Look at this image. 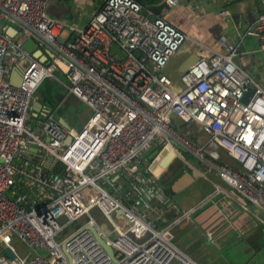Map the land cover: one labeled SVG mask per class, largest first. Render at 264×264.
Instances as JSON below:
<instances>
[{
	"label": "built area",
	"instance_id": "obj_1",
	"mask_svg": "<svg viewBox=\"0 0 264 264\" xmlns=\"http://www.w3.org/2000/svg\"><path fill=\"white\" fill-rule=\"evenodd\" d=\"M47 4L0 0V264H198L159 224L167 195L143 156L152 143L207 161L264 224V87L233 60L236 47L199 56L175 90L162 69L187 35L164 17H149L137 0H103L67 35L69 24L50 16ZM246 32L264 51V11ZM26 38L38 53L22 47ZM21 60L14 85L10 71ZM57 71L89 109L77 129L62 125L52 108L31 107L41 80L58 78ZM175 118L196 123L206 138L186 135ZM217 148L238 168L212 163ZM94 207L108 228L90 214Z\"/></svg>",
	"mask_w": 264,
	"mask_h": 264
},
{
	"label": "crops",
	"instance_id": "obj_2",
	"mask_svg": "<svg viewBox=\"0 0 264 264\" xmlns=\"http://www.w3.org/2000/svg\"><path fill=\"white\" fill-rule=\"evenodd\" d=\"M137 1L142 5V11L149 17L160 15L187 35L162 69V72L172 80L175 90L181 86L179 76L184 70L187 58L206 56L212 51L226 53L228 46L236 47L237 52L233 55V60L264 87V51L260 48V40L246 32L257 14L264 11L262 0ZM50 2L51 8L49 9ZM102 2L103 0H48L46 12L68 23L70 28H67L65 33L73 35L77 28L88 22L94 10ZM221 10H225V13L221 14ZM9 32L14 33L15 30L10 28ZM33 52L30 53L34 54ZM42 52L44 53V50ZM22 65H24V60L15 64L13 67L15 71H10L13 80L18 83ZM57 73H59L58 78L42 79L35 95L36 98L44 97L42 106L52 108L58 119V116L63 114L71 115L72 106L75 107L81 101L69 92L64 73L61 71ZM44 82L47 86L40 88ZM82 105L86 107L83 103ZM37 114L41 115L42 112H37ZM86 116L83 108L71 122L81 125ZM177 121L183 131L187 127L186 133L194 140L203 141L206 138L196 123ZM164 145L166 144H150L143 152V156L147 158L159 182L165 186L167 201L163 205V214L159 224L166 226V236L170 241L200 264L191 255V248L201 244H214L223 248L227 247V243L233 239L244 243V237L246 242L256 250L252 251L241 263L263 264L264 224L257 219V215H261V212L255 210L250 203L247 209L244 208L243 200L218 177L215 169L209 166L207 161L196 158V163L191 162V157L194 156L186 153H182V156L177 155L169 147L161 149ZM154 149L157 152L151 158L148 157ZM218 149L216 158H210L207 154L206 157L210 158L214 164L226 163L238 168L236 161H233L234 159L225 150ZM161 152L164 156L167 153L170 159L163 161ZM182 157L188 159L189 163H185ZM216 160L222 161L217 162ZM153 162L160 165L165 177L154 169ZM190 208L193 209L187 216H180L184 210ZM175 216H180V220L172 222ZM177 233L178 238L175 236ZM182 240H185V248L177 243ZM218 257L222 258L221 253ZM219 264L233 263L228 261Z\"/></svg>",
	"mask_w": 264,
	"mask_h": 264
},
{
	"label": "rangeland",
	"instance_id": "obj_3",
	"mask_svg": "<svg viewBox=\"0 0 264 264\" xmlns=\"http://www.w3.org/2000/svg\"><path fill=\"white\" fill-rule=\"evenodd\" d=\"M48 8H51V2L50 4H48ZM47 86V84L44 82V84L40 87L43 88L44 86ZM85 105V104H84ZM87 107V106H86ZM70 110H71V106H69ZM84 108V106L82 105V103H78L75 107L72 106V111H71V115L73 117L78 116V112L80 110H82ZM88 108V107H87ZM89 112V109H88ZM89 115V114H88ZM33 119V117H31ZM178 118H175V122L178 123ZM84 121H82L81 125L83 124ZM79 125V127L81 126ZM168 148L167 145H164L161 149H165ZM218 150L224 151L223 148H219ZM160 155H162V160L163 161H168L169 155L166 153L165 156L163 155V152L160 153ZM231 160H233L232 158H230ZM175 161V160H172ZM217 162H221L222 160H216ZM235 161V160H233ZM191 162L196 163L197 160L195 157H191ZM157 162H153L152 166L154 167V169L160 173L161 175H163V177H165L164 172L161 171V167L160 165H156ZM237 163V162H236ZM155 164V165H153ZM173 165V163H172ZM90 214L97 220V222H99L104 228H108V224H106L105 218L101 215V213L98 211L97 208H92L90 210ZM79 221H76L72 224H69L62 232H61V236L69 233L70 231H72L74 228H76L79 225ZM181 235V233H180ZM176 238L179 237V234L177 233ZM244 239V243L242 241L239 240H231L230 242L227 243V247H223V248H219L217 247V245L214 244H201L198 245L197 247H193L190 249V253L191 255L200 263V264H219V263H225L230 261L233 264H242L241 262L244 261V259L250 255L252 253V251L256 250L254 247H251ZM177 243L179 244L180 247L185 248V240L182 241H177ZM18 251L23 254L26 252V248L18 243L17 245ZM250 248V249H248ZM221 253L222 258L218 257V254Z\"/></svg>",
	"mask_w": 264,
	"mask_h": 264
},
{
	"label": "water",
	"instance_id": "obj_4",
	"mask_svg": "<svg viewBox=\"0 0 264 264\" xmlns=\"http://www.w3.org/2000/svg\"><path fill=\"white\" fill-rule=\"evenodd\" d=\"M12 30H14L13 27H11ZM21 45L23 46V48L26 50V51H30V52H33V51H36L37 49V45L36 43L31 39V38H26L24 41H22ZM191 57V56H190ZM187 58L185 60V64H184V67L183 69L186 70L188 68V66L196 59L199 58V56H196V57H193V58ZM21 63V62H20ZM14 69H12L11 71H13ZM15 71V70H14ZM9 80L12 84L14 85H18V81L15 82L13 80V77L11 76V73H10V76H9ZM253 92V89H250L243 97H242V100L243 101H246L248 96ZM43 96H40V98H36L34 101H32V104H31V107L33 110H36V111H39L40 109H46L42 106V102H43ZM85 111H86V114L87 116L84 118L83 121L86 120V118L88 117V109L87 107H84ZM87 109V110H86ZM58 120L59 122L66 126L68 125L69 127H74V129H77L79 127V124H74L72 123L71 121H73V116L71 115H67L65 116L64 114L63 115H60L58 116ZM157 152L156 149H154L153 151H151V153L149 154L148 157H152L155 153ZM115 213H119V209H117L115 211ZM89 229L94 233V236L95 238L97 239V241L100 243V245L104 248V250L114 259V255H113V251H112V248L104 241L103 238H101V236H99V234L95 231L94 227L93 226H89ZM2 251L8 256V257H13L14 254L13 252L10 251V249L8 247H3L2 248Z\"/></svg>",
	"mask_w": 264,
	"mask_h": 264
},
{
	"label": "trees",
	"instance_id": "obj_5",
	"mask_svg": "<svg viewBox=\"0 0 264 264\" xmlns=\"http://www.w3.org/2000/svg\"><path fill=\"white\" fill-rule=\"evenodd\" d=\"M61 167H62V166H61V164L57 162V163H55V165H54V168H53V169H54V170H60V169H61Z\"/></svg>",
	"mask_w": 264,
	"mask_h": 264
},
{
	"label": "flooded vegetation",
	"instance_id": "obj_6",
	"mask_svg": "<svg viewBox=\"0 0 264 264\" xmlns=\"http://www.w3.org/2000/svg\"><path fill=\"white\" fill-rule=\"evenodd\" d=\"M186 129H187V127L184 129V133H185L186 135H188V134L186 133V132H187ZM188 136H189V135H188Z\"/></svg>",
	"mask_w": 264,
	"mask_h": 264
}]
</instances>
